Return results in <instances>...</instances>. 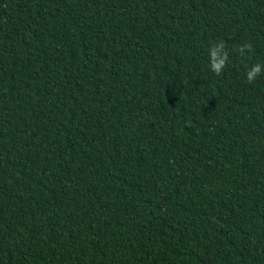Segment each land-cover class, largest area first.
Wrapping results in <instances>:
<instances>
[{
	"label": "trees",
	"instance_id": "obj_1",
	"mask_svg": "<svg viewBox=\"0 0 264 264\" xmlns=\"http://www.w3.org/2000/svg\"><path fill=\"white\" fill-rule=\"evenodd\" d=\"M256 64L264 0H0V264H264Z\"/></svg>",
	"mask_w": 264,
	"mask_h": 264
},
{
	"label": "clouds",
	"instance_id": "obj_2",
	"mask_svg": "<svg viewBox=\"0 0 264 264\" xmlns=\"http://www.w3.org/2000/svg\"><path fill=\"white\" fill-rule=\"evenodd\" d=\"M245 49L251 50V45L245 44L242 46L239 51L241 54L245 52ZM228 61V54L225 51V45L223 42L219 43L218 45H214L210 50V62L212 71L216 75H220L224 68L227 65ZM262 67L264 65L256 64L252 67V69L247 73V80L249 83L253 82L255 78L261 73Z\"/></svg>",
	"mask_w": 264,
	"mask_h": 264
}]
</instances>
